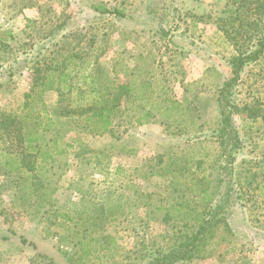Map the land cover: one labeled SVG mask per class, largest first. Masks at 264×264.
<instances>
[{
  "label": "rangeland",
  "instance_id": "1",
  "mask_svg": "<svg viewBox=\"0 0 264 264\" xmlns=\"http://www.w3.org/2000/svg\"><path fill=\"white\" fill-rule=\"evenodd\" d=\"M94 1L0 0V264H143L216 211L186 264H264V50L231 98L244 127L233 173L216 139L220 77L264 39V0H101L123 18ZM30 4L37 20L2 22ZM70 52L80 89L42 92ZM90 73L91 88L132 89L104 135L82 111Z\"/></svg>",
  "mask_w": 264,
  "mask_h": 264
},
{
  "label": "trees",
  "instance_id": "2",
  "mask_svg": "<svg viewBox=\"0 0 264 264\" xmlns=\"http://www.w3.org/2000/svg\"><path fill=\"white\" fill-rule=\"evenodd\" d=\"M90 9L92 12L99 15H115L119 18L125 17L122 11L109 8L107 4L101 0L94 1ZM65 27L66 24L62 23L58 28L62 29ZM263 50L264 39L259 41L258 49L254 52L243 53L231 57L227 62L231 75L221 80V84L216 92V102L221 124L220 130L216 133V139L222 150V158L226 156V163L230 166L235 161V154L242 153L244 150V141L241 133L244 131V127L239 128L236 124L235 114H237V111L231 98L235 93V89L239 84L245 68L249 64L258 61ZM75 61L76 54H73V52L67 54L63 65L56 69L49 70L44 83L41 84V91L59 92L62 94L68 90H79L80 88L74 84L75 77L73 72L75 71ZM17 65H19L17 69L11 68L9 76H14L16 73L22 74L24 71L30 70L28 66L29 61L26 59L22 62H17ZM100 73L102 72L100 71ZM93 76V73H90L88 76L83 77V83L88 88H91L90 86L92 85V82L89 81H95ZM148 85L150 86L151 83ZM131 90L130 86H115L110 80L103 82L101 85H97L95 88H91L89 93L94 95L95 100L93 104H89L91 100L87 101L86 103L88 104L86 108L88 109H82L83 112H89L86 114L85 118L88 131L97 135H104L110 132L115 117L114 114L121 108L123 98L131 95ZM71 103L73 104V100H71ZM146 113L147 118H149L151 112L146 111ZM137 122H140V119H138ZM89 126L91 127L89 128ZM56 154L63 155L64 151H58ZM49 155L48 156L51 158L52 154L49 153ZM227 171L233 173L234 168L231 166ZM209 214L207 219L199 225V228L192 236L172 249L152 252L148 260L143 264H186L194 259H199L201 257L200 254L205 251L206 246L213 237L214 231L221 226V220L217 218L219 211ZM13 234L16 235L15 233ZM2 239L7 240L8 238L3 237ZM20 242L22 245L27 244L35 248V246L27 242L23 236H20Z\"/></svg>",
  "mask_w": 264,
  "mask_h": 264
},
{
  "label": "crops",
  "instance_id": "3",
  "mask_svg": "<svg viewBox=\"0 0 264 264\" xmlns=\"http://www.w3.org/2000/svg\"><path fill=\"white\" fill-rule=\"evenodd\" d=\"M30 6H31V4L27 7H23L22 9H20L17 15L13 14V15H10V17L4 18L5 20L2 19V22H4L7 26L12 27L16 21L21 19V16H22V19L24 18V20H26V21L28 19L37 20L38 19V13L36 12L35 8H32ZM220 78L222 80L223 76ZM155 122H156V120H154V123Z\"/></svg>",
  "mask_w": 264,
  "mask_h": 264
}]
</instances>
